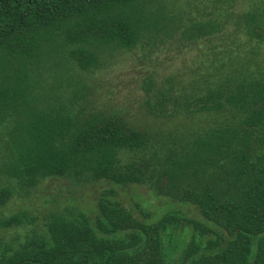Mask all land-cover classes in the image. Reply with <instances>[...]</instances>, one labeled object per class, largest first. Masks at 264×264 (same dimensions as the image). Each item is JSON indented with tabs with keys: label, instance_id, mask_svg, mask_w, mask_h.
Here are the masks:
<instances>
[{
	"label": "trees",
	"instance_id": "16d2710c",
	"mask_svg": "<svg viewBox=\"0 0 264 264\" xmlns=\"http://www.w3.org/2000/svg\"><path fill=\"white\" fill-rule=\"evenodd\" d=\"M152 1L0 0V232L10 234L0 235V264H264V68L215 72L174 104L169 116L191 124L166 142L75 93L35 89L55 53L86 70L100 51L158 29H214ZM253 21L246 14V35L264 42ZM52 179L73 188L65 201L2 213ZM81 183L98 187L88 204ZM138 185L161 205L127 201Z\"/></svg>",
	"mask_w": 264,
	"mask_h": 264
},
{
	"label": "rangeland",
	"instance_id": "374dc122",
	"mask_svg": "<svg viewBox=\"0 0 264 264\" xmlns=\"http://www.w3.org/2000/svg\"><path fill=\"white\" fill-rule=\"evenodd\" d=\"M151 4L178 18L182 15L184 24L189 20L207 21L214 29L203 36L188 35L187 31L182 34L177 29H158L151 32L149 38L136 41L134 46L100 51L97 64L86 70L55 53L37 68L35 89L41 92L52 88L62 96L75 93L76 101L88 109L118 112L130 123L150 128L154 138L166 142L182 136V131L191 124L169 116L174 104L194 98L215 72L231 67L255 71L264 68V42L256 43L255 38L246 35L244 22L246 14H253L258 24L255 21L252 24L263 26L264 0H153ZM162 97L168 98L163 100ZM158 99L163 101L154 105L153 112L149 106ZM81 185L83 188L77 193L88 204L98 192L92 191L98 187L94 190L88 189L91 183ZM72 191L65 179H52L36 188L32 201L21 202L13 197L2 213H14L22 205L34 210L57 196L65 201V196ZM132 191L133 194L125 192L129 202L140 198L155 207L161 205L160 198L153 197L143 186L132 187ZM141 203L153 208L149 203ZM0 235L8 237L10 234L0 232ZM165 248L169 254L167 244Z\"/></svg>",
	"mask_w": 264,
	"mask_h": 264
}]
</instances>
